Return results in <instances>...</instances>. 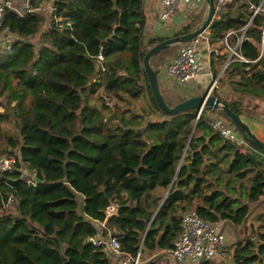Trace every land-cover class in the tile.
I'll use <instances>...</instances> for the list:
<instances>
[{
    "label": "trees",
    "instance_id": "16d2710c",
    "mask_svg": "<svg viewBox=\"0 0 264 264\" xmlns=\"http://www.w3.org/2000/svg\"><path fill=\"white\" fill-rule=\"evenodd\" d=\"M236 1L214 22L211 40L241 34L252 5L263 2ZM30 2L31 10L8 9L0 30V156L17 158L15 172H0V264H116L106 246L89 241L110 232L122 235L123 253L160 264L152 253L173 247L190 209L252 233L230 259L200 264H264V215L257 227L251 220L264 204V151L247 140L252 148L242 152L212 126L208 109L200 118L197 108L163 112L144 57L170 37L146 36L144 0ZM263 19L255 15L239 49L250 62L230 65L262 59ZM253 80L262 87L249 92L264 94V70ZM23 165L36 186L22 179ZM114 202L118 211L107 216Z\"/></svg>",
    "mask_w": 264,
    "mask_h": 264
},
{
    "label": "built area",
    "instance_id": "2783aa9c",
    "mask_svg": "<svg viewBox=\"0 0 264 264\" xmlns=\"http://www.w3.org/2000/svg\"><path fill=\"white\" fill-rule=\"evenodd\" d=\"M234 0H216V6L219 12L222 7ZM166 10L163 13V18H167L170 13L181 3L186 4H203L207 3V0H162ZM31 6V5H30ZM27 6L24 10H31V7ZM15 9L19 13L23 12L11 1L0 0V30L3 23V17L8 9ZM253 15L248 23L241 28V34L238 36L236 43H232L231 39L235 31H229L226 33L223 39L224 48L229 52L225 61V66H228L233 61L250 62L240 51V46L245 38L246 31L252 23L253 18L258 12H262L264 15V0L258 7L252 5ZM217 13V14H218ZM210 30L202 32L196 35L189 41L182 43L177 53L170 57L163 65L162 69L165 70L167 76H169L174 82L175 88L178 89L188 88L194 85L203 75L207 74L205 68V58L203 45H206L210 53H218L219 48L215 47L211 43ZM206 48V49H207ZM264 56V19L261 28V39L259 42V56L261 59ZM100 60H103V55H99ZM159 67L156 68L160 81ZM161 85V84H160ZM219 83L218 79L212 81L208 91L210 94H215ZM162 92L163 89H162ZM216 95V94H215ZM164 96L168 100V95ZM171 97V95H170ZM169 97V98H170ZM179 100L175 104L186 99L185 97H178ZM170 102V101H169ZM168 102V103H169ZM170 105H175L171 104ZM107 105L113 107L114 101L107 100ZM205 108H201L197 112V118H200ZM210 121L213 127L218 129L223 136L229 140L235 141L239 144L242 152H247L252 148L250 143L244 139L235 125L230 119L222 116L218 113H212L210 115ZM17 158L13 153H5L0 156V172L11 173L17 169ZM21 177L24 181L32 186H36L39 182L36 179L34 171L30 170L27 166L23 165L20 169ZM9 203L13 206L18 204L17 198L13 195L9 196ZM119 204L111 203L106 209V215L111 216L117 213ZM182 230L174 241L172 248L156 250L152 253L151 257H172L180 264H200L206 260H214L216 262L225 261L230 259L232 254V247L229 244L235 239L236 226L227 220L221 221H209L199 216L195 209L185 211L181 215ZM101 225L105 226V222H101ZM122 235H113L109 233L108 238L102 237L100 234L89 238V241L95 246H106L116 261V264H141V252L137 256L123 253L121 249ZM239 242V241H238ZM235 243L233 247L235 246ZM231 248V249H230Z\"/></svg>",
    "mask_w": 264,
    "mask_h": 264
},
{
    "label": "crops",
    "instance_id": "0c3cea01",
    "mask_svg": "<svg viewBox=\"0 0 264 264\" xmlns=\"http://www.w3.org/2000/svg\"><path fill=\"white\" fill-rule=\"evenodd\" d=\"M16 6L20 3L22 6L27 5L25 0H12ZM236 0L223 6L220 13L216 14L219 19L222 14H226L237 7ZM166 8L162 0H144V13L146 16L145 34L146 36H168L173 37L179 32L184 31L188 26L192 31L200 26L206 19L208 14V4H186L181 3L177 6L167 18H163ZM211 31V29H210ZM182 32L181 34L187 33ZM233 36H240L235 32ZM234 39V38H232ZM7 42V41H3ZM213 46L219 48L218 53H210L206 45H203L205 68L207 74L203 75L198 81L188 88H175L172 79L167 76L163 65L159 66L161 89L165 94H169L176 99L178 97H191L195 95L205 94L212 81L218 79V87L215 94L227 102L236 103L242 109V116L250 124L252 130L257 136L264 140V94L255 95L248 89L254 87L261 89L262 84H257L255 80L249 83L248 79L257 70H264V56L261 60L254 61L250 66L241 67L240 65L225 66L228 57V51L223 47V38L219 40H211ZM207 48V49H206ZM236 62V61H233ZM232 62V63H233ZM163 92V93H164ZM170 97V96H169ZM97 101V97L91 100ZM213 112V111H212ZM214 113V112H213ZM215 114V113H214ZM253 223L257 220L256 213L251 217ZM259 223V222H257ZM235 239L229 243V247H233ZM147 258H150L147 256ZM160 264H180L172 257H160Z\"/></svg>",
    "mask_w": 264,
    "mask_h": 264
},
{
    "label": "water",
    "instance_id": "95a60500",
    "mask_svg": "<svg viewBox=\"0 0 264 264\" xmlns=\"http://www.w3.org/2000/svg\"><path fill=\"white\" fill-rule=\"evenodd\" d=\"M208 14L205 21L192 31L184 34L170 37L158 44L152 46L144 57V69L149 77L152 93L154 94L158 104L160 105L163 112L167 114H176L183 110L194 109L198 110L201 108L208 109L210 111L223 110L231 122L235 125L241 136L252 143L254 146L264 151V140L260 139L257 134L252 130L250 124L244 119V117L231 108L229 103L223 100L221 97L215 94H210L207 91L202 95H195L184 99L183 101L170 105L162 92L158 72L152 65V58L159 52L170 48L171 46L185 43L202 32L208 31L212 28L216 21V14L219 9L216 6V0H207ZM145 126L138 129V132L144 133ZM188 174L193 172L192 161L187 162ZM169 192V191H168ZM229 244V243H227Z\"/></svg>",
    "mask_w": 264,
    "mask_h": 264
},
{
    "label": "rangeland",
    "instance_id": "374dc122",
    "mask_svg": "<svg viewBox=\"0 0 264 264\" xmlns=\"http://www.w3.org/2000/svg\"><path fill=\"white\" fill-rule=\"evenodd\" d=\"M12 1V0H11ZM13 2V1H12ZM25 2H27V5L25 6H22L20 3L18 4L19 6H17L19 8L20 11L24 10L25 8H27L28 4L29 6L31 5V2L30 0H25ZM6 37V36H5ZM181 44H178V45H174V46H171L170 48L168 49H165V50H168L166 53H163L162 55V60L160 59V57H157L155 58V60L152 61L153 65L158 68L161 64L164 65L166 63V61L172 57L175 53H177L178 49L180 48ZM229 53V52H228ZM161 63V64H160ZM169 94H168V100L170 101L171 104H175L176 102H178L179 98H175L173 96H171L169 98ZM256 215H257V220L255 221V226H259L260 224H263V215H264V204H262L256 211ZM259 222V223H257ZM235 240H236V243H238V241L241 239V238H249L252 236V233H251V230L249 229L247 231V233L245 234L244 231L240 228H236L235 230ZM242 240V239H241Z\"/></svg>",
    "mask_w": 264,
    "mask_h": 264
}]
</instances>
